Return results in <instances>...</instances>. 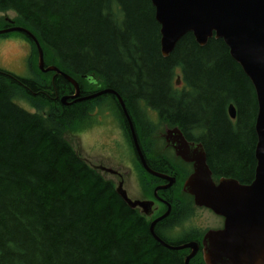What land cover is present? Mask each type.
<instances>
[{"label":"trees","instance_id":"1","mask_svg":"<svg viewBox=\"0 0 264 264\" xmlns=\"http://www.w3.org/2000/svg\"><path fill=\"white\" fill-rule=\"evenodd\" d=\"M6 12L15 17H0V30H28L45 66L74 79L80 96L110 89L125 104L135 132L177 128L202 144L214 174L252 182L256 97L221 39L200 47L187 34L164 58L150 0H0V13ZM16 34L30 45L32 75L0 69V264H184L186 251L161 246L68 139L89 128L93 108L103 104L129 131L112 94L62 106L60 98L72 95L73 87L41 73L34 43ZM160 221L155 235L180 246L158 232L169 218Z\"/></svg>","mask_w":264,"mask_h":264},{"label":"water","instance_id":"2","mask_svg":"<svg viewBox=\"0 0 264 264\" xmlns=\"http://www.w3.org/2000/svg\"><path fill=\"white\" fill-rule=\"evenodd\" d=\"M155 10V20L159 25L160 52L166 58L174 50L179 40L191 34L195 42L203 47L211 38L221 39L229 50L230 57L239 65L250 81L257 102V114L254 131L256 144L254 158L256 162L254 177L250 184H240L233 179L212 181L211 172L206 163V155L200 144L189 145L177 128L166 129L173 138L175 154L183 161L192 163L193 172L184 181L182 190L193 197L195 206L204 207L223 218V227L217 231H208L202 241V259L204 264H264V0H150ZM19 32L28 36L37 50V68L41 73L52 72L54 77L61 76L72 87L71 96L61 97L62 106L93 99L96 96L111 94L104 89L97 94L79 99V86L70 76L54 66H45L42 50L34 36L21 27L0 30V35ZM53 79V77H52ZM179 78L176 84L179 85ZM120 108L127 120L138 158L143 168H147L140 151L135 130L127 115L123 103ZM228 116L235 119V108L229 105ZM105 171H109L105 169ZM175 180L169 178L171 187ZM115 192L128 208L136 207L144 213L150 208L148 202L130 201L119 185ZM170 208L150 226V234L162 246L171 250L189 248L184 264L196 255V244L169 247L154 234L155 224L169 214ZM150 214V211L148 212Z\"/></svg>","mask_w":264,"mask_h":264},{"label":"flooded vegetation","instance_id":"3","mask_svg":"<svg viewBox=\"0 0 264 264\" xmlns=\"http://www.w3.org/2000/svg\"><path fill=\"white\" fill-rule=\"evenodd\" d=\"M103 89L95 90L93 95ZM103 96L101 95L95 98H103ZM112 96L119 105L116 95L112 94ZM79 97L83 96L79 95ZM107 109L109 110L105 104L95 106L92 115L99 111L101 116L106 118L108 116L104 113H109ZM98 121L106 125L105 121L101 122L100 119ZM112 127L116 129L107 130V132H98L101 139L89 145L92 147V153L94 152L92 160L86 158L89 165L96 168V171H98L104 179L111 181L114 187L120 185L125 191L127 198L131 201H144L150 203V208H146L144 213L141 212L139 207L134 208V211L142 216L149 226L155 219L161 217L169 206V214L165 217L167 219L169 218V222L160 226L158 232L164 239H179V241H181L179 242L180 246L196 244L198 250L192 259H201L203 263V238L208 231L222 229L223 218L215 215L209 209L196 207L193 202V197L182 191L184 181L193 172L192 163L184 162L179 157L175 156L173 148L175 144H173L172 137H166L168 132H135L139 148L141 147L144 152L143 157L145 164L149 171L154 174L152 175L143 168L138 158L131 133L129 131L125 132V130L121 128L120 119L117 116L114 117ZM183 137L189 145L200 144L202 146L200 142L195 140L196 138H192L191 136V138L188 136L185 137L184 135ZM126 146L129 147L133 155L134 162L131 166H125L117 156L118 153L124 151ZM102 169H109L110 173H105ZM140 170L144 172L147 177L140 176ZM209 170L211 172L212 181L215 184L223 178L233 179L216 175L210 168ZM171 177L175 179L174 184L164 189L163 187L168 185L169 178ZM189 201H191V203H189ZM149 211L150 214H148ZM160 222L159 220L155 224L154 229L157 230V224ZM158 239L165 243L164 240ZM182 250L186 251L185 256L191 251L189 248Z\"/></svg>","mask_w":264,"mask_h":264},{"label":"rangeland","instance_id":"4","mask_svg":"<svg viewBox=\"0 0 264 264\" xmlns=\"http://www.w3.org/2000/svg\"><path fill=\"white\" fill-rule=\"evenodd\" d=\"M3 16L11 21L15 17V14L13 12L0 13V17ZM29 54L30 45L21 37V35L12 33L4 37L0 36V69L8 71L19 77L27 78L31 76L32 72L28 62ZM16 103L21 107L26 108L30 112H33V110L23 102L18 101ZM107 111H109V113H104L108 116L106 118L101 116L99 111L93 113L92 125L89 128L84 129L80 136H68V139L71 141L73 147L75 149H80L84 159H93L94 152L92 153V147L89 145L101 139V136L98 134V132H107V130L116 129L115 127H112L115 116L110 110L107 109ZM146 113L148 119L152 123L157 124V117L154 115V113L149 111ZM99 119L101 122L105 121L106 125L99 123ZM117 156L119 159H121L125 166H131L134 162L133 155L127 146L124 148V151L118 153Z\"/></svg>","mask_w":264,"mask_h":264},{"label":"bare ground","instance_id":"5","mask_svg":"<svg viewBox=\"0 0 264 264\" xmlns=\"http://www.w3.org/2000/svg\"><path fill=\"white\" fill-rule=\"evenodd\" d=\"M11 34V33H16V32H8L7 34ZM52 77H53V79L55 78L54 77V74L52 75ZM80 90V89H79ZM110 91H112V90H110ZM111 94H114V95H116V97H117V100H118V102H119V105H120V101L123 103V101H122V99L116 94V93H114L113 91H112V93ZM71 96V95H70ZM63 97H66V96H63ZM87 96H84V97H79V99H83V98H86ZM89 100H91V99H87V100H84V101H89ZM83 102V101H82ZM123 106H124V109H125V111H126V108H125V104L123 103ZM126 113H127V111H126ZM127 115H128V113H127ZM129 116V115H128ZM131 120V119H130ZM127 121V120H126ZM132 122V121H131ZM128 124V123H127ZM133 125V124H132ZM161 245V244H160ZM167 245V244H166ZM162 246V245H161ZM167 246H169V245H167ZM163 247H165V246H163ZM169 247H172V246H169ZM166 248V247H165ZM168 249V248H167ZM169 250H171V249H169ZM174 251H176V250H174Z\"/></svg>","mask_w":264,"mask_h":264}]
</instances>
